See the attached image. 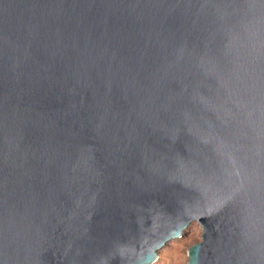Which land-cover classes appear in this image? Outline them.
<instances>
[{"label":"water","instance_id":"95a60500","mask_svg":"<svg viewBox=\"0 0 264 264\" xmlns=\"http://www.w3.org/2000/svg\"><path fill=\"white\" fill-rule=\"evenodd\" d=\"M264 264V0H0V264Z\"/></svg>","mask_w":264,"mask_h":264},{"label":"rangeland","instance_id":"374dc122","mask_svg":"<svg viewBox=\"0 0 264 264\" xmlns=\"http://www.w3.org/2000/svg\"><path fill=\"white\" fill-rule=\"evenodd\" d=\"M201 240V228L195 221L191 222L179 238L168 241L159 251L152 264H187L188 248Z\"/></svg>","mask_w":264,"mask_h":264}]
</instances>
